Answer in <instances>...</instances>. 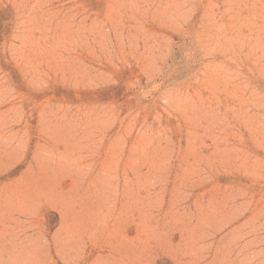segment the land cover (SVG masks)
Returning <instances> with one entry per match:
<instances>
[{
	"label": "rangeland",
	"instance_id": "rangeland-1",
	"mask_svg": "<svg viewBox=\"0 0 264 264\" xmlns=\"http://www.w3.org/2000/svg\"><path fill=\"white\" fill-rule=\"evenodd\" d=\"M0 264H264V0H0Z\"/></svg>",
	"mask_w": 264,
	"mask_h": 264
}]
</instances>
